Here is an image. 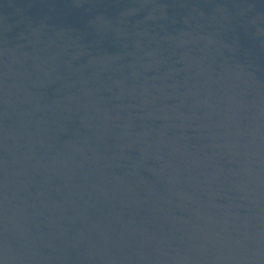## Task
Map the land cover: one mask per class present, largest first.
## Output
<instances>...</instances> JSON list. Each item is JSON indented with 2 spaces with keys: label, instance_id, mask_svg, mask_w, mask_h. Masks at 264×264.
I'll use <instances>...</instances> for the list:
<instances>
[{
  "label": "water",
  "instance_id": "1",
  "mask_svg": "<svg viewBox=\"0 0 264 264\" xmlns=\"http://www.w3.org/2000/svg\"><path fill=\"white\" fill-rule=\"evenodd\" d=\"M0 264H264V0H0Z\"/></svg>",
  "mask_w": 264,
  "mask_h": 264
}]
</instances>
